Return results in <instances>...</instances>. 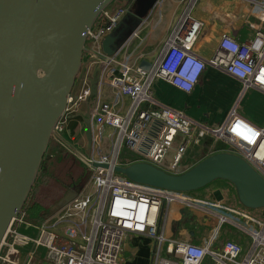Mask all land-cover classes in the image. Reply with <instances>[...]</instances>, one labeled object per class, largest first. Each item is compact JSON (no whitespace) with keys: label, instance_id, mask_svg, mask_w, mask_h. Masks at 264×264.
<instances>
[{"label":"built area","instance_id":"built-area-1","mask_svg":"<svg viewBox=\"0 0 264 264\" xmlns=\"http://www.w3.org/2000/svg\"><path fill=\"white\" fill-rule=\"evenodd\" d=\"M196 3L197 0H184L181 13L149 72L140 70L137 64L119 69L114 57L109 59L108 77L111 79L108 84L130 103L121 115L109 104L97 102L92 116L101 125L97 129L98 137L93 138L94 146H99L104 126L114 129L117 139L111 156L99 155L92 160L110 164L114 158V163L119 164L120 150L125 148L134 157V162L147 163L171 174L180 173L181 156L191 143H195V135L188 136L169 164H165L179 130L188 134L190 129L180 112L162 107L145 108L154 104L151 85L155 80H162L189 94L206 66H210L237 80L243 91L254 89L264 94V0H259L254 8L259 23L253 39L239 45L229 36L222 35L217 51L208 61L193 52L202 26L193 16ZM128 10L129 6H112L102 11L86 37L88 49L100 53L101 40L112 32ZM89 93V85L84 81L76 100L69 99V103L74 104L68 106L54 128L60 137L74 116L82 112L81 106ZM197 134L200 138L208 136L223 144L225 147L221 152L242 158L264 178V126L257 128L251 125L232 109L221 126L201 128ZM93 171V192L78 191L52 221L40 226L30 225L21 213L2 243L0 264H21L19 256L25 247L44 249V259L50 264H118L128 234L144 235L153 241L155 264H264V220L218 203L193 199L189 193L133 183L111 168ZM176 203L188 207L196 204L238 217L242 224L233 223L227 215L214 212L220 225L230 223L249 239L247 248L232 241H225L220 248L214 249L210 245L197 247L165 240L163 232H158L160 209ZM22 227L36 230V237L22 233L19 230ZM58 228H62L64 238L68 239L66 242L60 243L61 236L55 232ZM164 243L169 258L158 255ZM29 256L27 264H30L32 254Z\"/></svg>","mask_w":264,"mask_h":264},{"label":"water","instance_id":"water-1","mask_svg":"<svg viewBox=\"0 0 264 264\" xmlns=\"http://www.w3.org/2000/svg\"><path fill=\"white\" fill-rule=\"evenodd\" d=\"M118 0H0V249L9 228L22 212L40 172L49 143L55 138L92 169H112L127 180L170 192L194 193L216 181L228 182L246 210L264 209V178L235 154L214 153L179 173L143 162L103 164L91 159L92 111L109 59L118 55L143 26L159 0H133L128 13L100 42V53L86 37L100 13ZM87 61L83 63L84 57ZM138 68L149 72L142 60ZM89 96L81 106L76 129L82 151L54 130L81 84ZM73 118V119H74ZM78 192H67L57 208ZM218 193L214 198L219 201Z\"/></svg>","mask_w":264,"mask_h":264},{"label":"crops","instance_id":"crops-1","mask_svg":"<svg viewBox=\"0 0 264 264\" xmlns=\"http://www.w3.org/2000/svg\"><path fill=\"white\" fill-rule=\"evenodd\" d=\"M258 1L259 0H197L193 16L202 26L197 34V39L193 47L195 55L204 61L210 60L218 49L222 35L229 36L239 45L249 43L254 37L255 27L259 23L254 11ZM183 2L184 0H159L143 26L136 32L118 55L114 57L116 67L121 69L122 66L138 65L142 60L147 61L152 66L153 60L157 57L159 51H161L171 29L181 13ZM141 55L142 58L140 57ZM86 61L87 57L85 56L84 63ZM240 89L242 90V86L237 80L225 72L210 66H206L189 94L177 90L162 80H155L153 82L151 85V94L154 104L147 105L145 108H170L180 112L186 119L184 122L189 123L191 126L188 134H184L182 129L179 130L175 138V140H179L178 145L176 148L172 149L173 153L167 164H169L177 149L186 141L188 136L193 134L191 132L199 131L201 128L207 127V118L203 114L204 111L213 108V106L218 103L232 104L236 96H238ZM250 90L255 91L257 94L260 93L264 95L260 91L254 89ZM247 91L242 90L241 93H239L240 96L237 102ZM98 102L109 104L115 112L121 115L125 113L130 103L128 98L121 97L109 84L102 85L98 96ZM235 107L233 109H235ZM254 109L256 113H252V116L239 114L236 109L235 111L251 125L261 128L264 126H262V123H264L263 98L255 102ZM79 125V118L72 119L63 134V138L69 141L74 148L82 151L81 146L83 145V141L80 137V133L76 131ZM100 125L101 124L97 121L93 120V138L95 136L98 137L97 129L100 128ZM181 125L180 123V126ZM104 136L109 138L113 148L116 142L114 139L116 131L110 127L104 126L99 136V146H94L91 158L95 159L99 155L111 156L112 151L110 154H106L102 151L101 138ZM180 167L181 166H179V169ZM189 168H191V166H186V169L180 171V173ZM216 192L218 193L217 196H222L224 199L222 192L216 189L212 190L210 193L212 198L210 199L209 197L210 202L218 203L221 206L236 210L233 208V205L224 204L223 199L219 198V201L216 200L214 198V193ZM189 195L193 197V199L208 201V199H205L206 197L201 199V197L195 195V192L189 193ZM58 204L54 205V207L49 210H45L42 215V220L35 226H40L46 221H52L63 208H57L56 206ZM214 212L217 211L203 208L202 206H196V204L191 207L177 203L171 204L160 209L158 232H163L165 240H173L197 247H207L210 245L212 248L217 249L220 248L225 241H232L240 244L244 249L247 248L249 239L245 235H243L244 237L240 236L238 229L230 223L220 225ZM217 213L227 215L233 220V223L238 224L240 221L238 217L225 212L220 211ZM87 228L88 226L86 224L85 229L87 230ZM19 230L30 237H36L37 235L36 230H27L25 227ZM55 232L61 236L60 243L68 240L64 238L62 228H58ZM30 254H32L29 262L30 264H50L44 259V249H32L30 247L21 249L19 262L21 264H27L30 259ZM158 255L162 258H169L166 252V243L163 244ZM155 257V245L150 238L144 235L128 234L126 235L123 252L119 257L118 264H155Z\"/></svg>","mask_w":264,"mask_h":264},{"label":"rangeland","instance_id":"rangeland-1","mask_svg":"<svg viewBox=\"0 0 264 264\" xmlns=\"http://www.w3.org/2000/svg\"><path fill=\"white\" fill-rule=\"evenodd\" d=\"M124 2L120 4H115L113 7H122ZM197 4V3H196ZM196 7V6H195ZM196 9V8H195ZM241 89L239 93H241ZM238 93V96H236L234 102L232 104H215L213 108L207 109L204 111V116L207 118V129H215L218 128L223 124V121L228 113L232 111V109L235 107L236 111L239 114H246L248 116H252V113H256V110L254 109V104L257 100H261L264 95L260 93H256L255 91L248 90L246 94L237 102L240 94ZM264 123H262V126ZM204 127V126H203ZM191 128L189 124V129ZM198 131L191 132L195 135V143H191L189 147L187 148L186 152L181 156L180 164L179 166V172L186 169V166H194L196 163L199 162V159L201 157L208 155L207 152L201 153L203 148V142L205 137L202 138L198 137L197 134ZM179 137V136H178ZM211 138V137H210ZM101 147L102 151L106 154H110L112 151V145L110 143L109 138L107 136H104L101 138ZM114 139L116 141L117 134L114 136ZM212 139V138H211ZM177 140V139H176ZM174 140L171 150L168 152L167 157L165 159V164H167L168 160L171 158V155L173 153L174 148L178 145L179 140ZM213 140V139H212ZM213 143L214 140H213ZM212 143V144H213ZM217 143V142H216ZM63 145V144H62ZM214 145V144H213ZM64 146V145H63ZM59 147L60 148V154L54 157L48 166V172L46 180L40 182V183H34L33 188L31 190V193L29 194V197L27 199V202L25 205L29 202H37L44 205L45 210H49L50 208H53L54 205L58 204L61 199L65 196L67 193V187L72 185L74 181H77V179H80L85 172V178L84 184L81 188V191H84L85 193H92L93 187H92V177H93V169L86 166L80 159H78L66 146ZM211 147V146H210ZM119 155L121 156V159H128L133 158L132 155L125 149L122 148L120 150ZM171 161V160H170ZM182 173V172H181ZM218 189L222 192L224 195L223 203L225 204H231L233 205V208L236 210H239L241 212H248L246 209L242 208L239 205V202H237L236 198V192L234 188L223 181H216L215 183L210 184L206 188L202 189L201 191L195 192V195L198 197H201V199H208L211 198V191ZM70 192V191H69ZM72 192V191H71ZM56 203V204H55ZM230 205V206H231ZM254 217L264 220L262 214H257ZM263 217V218H262ZM27 223L30 225H36L39 222H32L30 219L31 217L29 215L23 217ZM238 224H242V221H239ZM240 236H243L244 234H241L238 232ZM244 237V236H243Z\"/></svg>","mask_w":264,"mask_h":264},{"label":"trees","instance_id":"trees-1","mask_svg":"<svg viewBox=\"0 0 264 264\" xmlns=\"http://www.w3.org/2000/svg\"><path fill=\"white\" fill-rule=\"evenodd\" d=\"M132 1L133 0H119L117 2V4H120L122 2H124V4L122 5L123 7H127V6H130L132 4ZM115 5V4H114ZM113 5V6H114ZM203 148H202V151L201 153L204 152H209L208 155H205L203 157H201V159H199V161H201L202 159L214 154V153H218V152H221V151H224V145L221 144V143H213V140L210 138V137H205L204 139V142H203ZM214 145H213V144ZM211 146V147H210ZM59 147H63L65 148L59 141H57L56 139L52 138L50 143H49V147H48V151L44 157V160H43V163H42V166L40 168V172L37 176V179H36V183H40L44 180H46V177H47V172H48V164L49 162L54 158L56 157L57 155L60 154V148ZM133 157V156H132ZM135 159L134 157L133 158H124V159H121V156L119 155L118 156V163L121 164V165H128V164H131V163H134ZM86 180L85 178V172L83 173L82 177L80 179H77V181H74V183L70 186L67 187V192H78L81 190L83 184H84V181ZM249 214H251L252 216H255L257 214H262V216L264 217V209H261V210H247ZM45 212V209H44V205H42L41 203H37V202H28L22 209V214L24 216H26V213L27 215H29L31 217V221L32 222H39L42 220V215L43 213ZM262 217V218H263ZM264 219V218H263Z\"/></svg>","mask_w":264,"mask_h":264},{"label":"flooded vegetation","instance_id":"flooded-vegetation-1","mask_svg":"<svg viewBox=\"0 0 264 264\" xmlns=\"http://www.w3.org/2000/svg\"><path fill=\"white\" fill-rule=\"evenodd\" d=\"M83 63H84V60H83ZM218 198H220V199H223V197L222 196H217Z\"/></svg>","mask_w":264,"mask_h":264}]
</instances>
